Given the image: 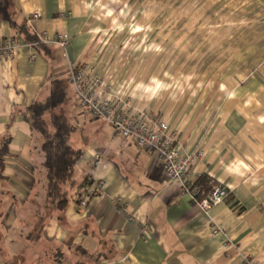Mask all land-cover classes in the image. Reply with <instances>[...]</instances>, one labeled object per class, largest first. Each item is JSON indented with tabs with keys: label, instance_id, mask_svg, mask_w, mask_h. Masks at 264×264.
Listing matches in <instances>:
<instances>
[{
	"label": "crops",
	"instance_id": "obj_1",
	"mask_svg": "<svg viewBox=\"0 0 264 264\" xmlns=\"http://www.w3.org/2000/svg\"><path fill=\"white\" fill-rule=\"evenodd\" d=\"M2 4L0 45L18 46L0 58V264H264V0ZM43 32L68 34L66 48L33 49L27 37ZM69 64L99 77L97 94L116 110L165 120L178 157H192L191 191L206 177L203 191L221 185L226 198L201 211L153 153L82 108L68 82V111L85 132L74 179L92 184L83 206L76 188L62 209L49 204L27 109Z\"/></svg>",
	"mask_w": 264,
	"mask_h": 264
},
{
	"label": "built area",
	"instance_id": "obj_2",
	"mask_svg": "<svg viewBox=\"0 0 264 264\" xmlns=\"http://www.w3.org/2000/svg\"><path fill=\"white\" fill-rule=\"evenodd\" d=\"M40 13L35 11L32 18H38ZM43 44L54 43L66 48L69 36L66 33H57L53 40H50L46 32L37 34ZM33 49L36 42L28 43ZM18 42L16 39H5L0 45V58L15 55ZM36 51L32 50L30 58L36 57ZM67 80L73 89V94L78 104L84 108L92 117L103 120L113 126L118 133L125 138H132L135 144L146 151L154 154L165 172L168 181H176L180 184L182 193H190L196 206L201 211H208L213 206L223 201L228 195L227 187L218 185L202 198H197L198 192L191 191L190 185L186 182V174L192 157L179 158L177 151L173 148V140L167 135L168 124L163 119L150 117L144 109L130 108L128 110H116L111 98H103L96 92L100 79L97 76H89L84 70L69 64L67 69ZM100 152H93L94 166L100 160ZM94 189L91 195L100 189V183L94 182ZM81 201V206L85 204ZM212 227V232H217ZM250 264V263H249Z\"/></svg>",
	"mask_w": 264,
	"mask_h": 264
},
{
	"label": "trees",
	"instance_id": "obj_3",
	"mask_svg": "<svg viewBox=\"0 0 264 264\" xmlns=\"http://www.w3.org/2000/svg\"><path fill=\"white\" fill-rule=\"evenodd\" d=\"M0 10L5 14V4ZM27 42H36V51L47 47L39 40V36L29 34ZM68 80L65 77L55 76L49 82V96L42 102L35 101L27 109V120L31 130L41 137L40 151L42 153V167L46 175V200L49 204H55L57 209H62L70 200L69 188H76V201L81 203L82 195H89L88 187L92 184L84 180L76 184L74 169L83 155L81 149L70 144L69 135L75 128L74 124L63 114L56 113V109L65 103L68 96ZM7 153L6 144L0 147V173L3 169V157ZM208 179L200 177L194 184L197 187L198 195L205 196L208 192L203 191L208 186ZM81 189V191H80ZM96 191L94 194H96ZM91 195V193H90ZM42 226L38 228L41 230Z\"/></svg>",
	"mask_w": 264,
	"mask_h": 264
},
{
	"label": "rangeland",
	"instance_id": "obj_4",
	"mask_svg": "<svg viewBox=\"0 0 264 264\" xmlns=\"http://www.w3.org/2000/svg\"><path fill=\"white\" fill-rule=\"evenodd\" d=\"M74 104H75V98H74V96H71L70 94H68L67 100L65 101L64 104H62L60 107H58L56 109V113L63 114L67 118H69L72 115L69 113L68 110H69V108H71V112L74 113V110H75L74 109ZM71 119H72V117H71ZM71 119L69 118V120L74 124V126H76V124L73 121V119L72 120ZM84 134H85V132L82 131V130H80L79 127L76 126L73 129V131L70 133V135H69L70 144L72 146H74L75 148H77V149H82V146H83V138H82V135H84ZM42 183H43V181L42 182H38L37 185H36V187H35V189H38L41 186ZM0 207H2V205H0Z\"/></svg>",
	"mask_w": 264,
	"mask_h": 264
}]
</instances>
